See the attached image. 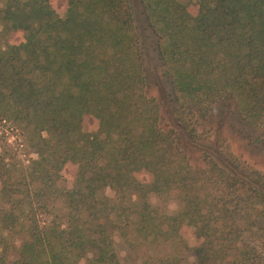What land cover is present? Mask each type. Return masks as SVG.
I'll return each mask as SVG.
<instances>
[{"label":"trees","instance_id":"obj_1","mask_svg":"<svg viewBox=\"0 0 264 264\" xmlns=\"http://www.w3.org/2000/svg\"><path fill=\"white\" fill-rule=\"evenodd\" d=\"M133 2L156 39L158 98ZM87 118L97 131L84 130ZM0 119L38 155L24 167L0 154V264L88 254L120 264V242L151 252L172 242L197 264H264V173L217 138L229 121L264 145V0H65L64 12L50 0H0ZM172 193L175 214L150 203ZM245 233L253 247L238 245Z\"/></svg>","mask_w":264,"mask_h":264},{"label":"rangeland","instance_id":"obj_2","mask_svg":"<svg viewBox=\"0 0 264 264\" xmlns=\"http://www.w3.org/2000/svg\"><path fill=\"white\" fill-rule=\"evenodd\" d=\"M50 1L55 10L60 12L65 11V0ZM180 1L188 3L190 0ZM133 15L136 33L138 34L142 44L145 68L153 82L149 89V94L152 97L158 98L160 91V76L163 73V68L157 54L156 39L149 28V24L143 14L141 5L135 2H133ZM98 127V122L95 119L87 118L85 120L84 130L86 132H95ZM217 138H221L228 153L238 158L251 169L264 173V145L249 144L241 136L231 130L229 121L223 125L220 133L217 135ZM0 154H5V156L9 158L7 159L8 163H15L18 166L24 167L29 166L31 162L38 158L37 153L31 147L27 139L25 131L18 128L13 122L1 119ZM139 178L143 181H150V176L146 173L139 175ZM209 191L210 189H208V192ZM107 195L113 196V193L110 190H107ZM150 203L153 207L158 208L160 213H167L170 215L175 214L180 207L179 199L174 193L169 196L152 195L150 197ZM206 211L207 208L204 207V214ZM186 232L189 233V231ZM188 233L185 234L187 235ZM191 233L192 234H189L190 239L192 240L190 243L193 246H197L199 244V240L195 239L196 234L194 232ZM2 236H6V233L1 232L0 228V255L3 253L2 250L4 248L1 244ZM250 237L249 233H245L240 236L238 245H242L241 241L243 239H249L248 243L253 247L255 242L250 241ZM15 238L17 246H20V242L22 240L21 235H18ZM116 248L120 264H157L155 258H150L149 260L147 259L150 253L155 255L157 258L165 256L176 257L180 260L181 264H197L196 252L186 253L181 247L172 242H168L163 245L158 252H151V249H149L146 244L134 246L131 243L122 244L120 242ZM253 253L254 252H250L251 255H253ZM7 254H9L8 256L10 259H13L17 255V252H14L11 248ZM93 258L92 254H88L81 259L80 264H91Z\"/></svg>","mask_w":264,"mask_h":264}]
</instances>
